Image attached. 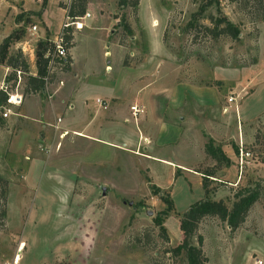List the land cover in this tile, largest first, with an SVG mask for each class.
Here are the masks:
<instances>
[{"label":"rangeland","instance_id":"obj_1","mask_svg":"<svg viewBox=\"0 0 264 264\" xmlns=\"http://www.w3.org/2000/svg\"><path fill=\"white\" fill-rule=\"evenodd\" d=\"M90 1L102 12L111 11L116 21L89 11L75 39L79 76L65 100L73 106L55 114L61 116L60 124L78 128L97 110L94 124L111 127L98 138L69 129L62 134L53 127L48 139L36 141L42 155L26 171L34 150L21 148L23 157L2 149L14 128L8 118L18 109L12 107L5 119L0 115V176L7 180L0 264H184L183 251L169 250L182 236L180 213L202 197L220 198L230 207L233 193L255 182L260 196L237 227L205 215L195 232L202 237L204 264H251L254 257L264 258V0H243V6L241 0H138L134 6ZM59 2L68 0H0V41L9 38L6 54L26 63L34 56L35 64L38 40L51 38L62 21ZM218 16L237 25L236 38L211 37L197 25H211ZM32 23L35 34L28 29ZM27 69L31 71L28 63ZM2 71L5 65L0 81ZM159 87L178 90L181 109H170L163 94L154 95L148 118L140 100ZM56 91L50 97L46 91H24V97L38 95L46 101ZM160 101L165 106L155 112L163 113L176 131L167 132L166 145L155 149L171 165L132 152L119 137L136 139L142 130L147 139L143 127L153 124V108ZM132 104L140 107L134 115ZM110 114L103 123L101 118ZM42 130L35 132L37 138ZM208 137L230 154L228 164L204 152ZM145 138L133 150L144 152ZM203 172L210 174L207 192L200 183ZM156 216L164 232L155 224ZM190 241L196 243L195 235Z\"/></svg>","mask_w":264,"mask_h":264},{"label":"crops","instance_id":"obj_2","mask_svg":"<svg viewBox=\"0 0 264 264\" xmlns=\"http://www.w3.org/2000/svg\"><path fill=\"white\" fill-rule=\"evenodd\" d=\"M140 3V2H139ZM140 5V4H139ZM62 11V14H65V10L64 8L60 7ZM86 11L88 12L87 16H84L81 21V25L79 27H75L73 29V33H72V45L70 46L69 49V55H70V64L68 69L62 74V78H63V84L61 86H59L57 88L58 93H56L54 95L53 99H48L46 101H42L41 98L38 95H32V96H23V100L21 102V104H19V106H16L18 111H16L17 114H14L13 116H9L8 118V125L11 127H14L13 130L10 131V133H8V136L3 140V144H2V149L3 151L8 152L9 154H11L12 156H23L24 157V152H20L22 151L21 148L23 147H28L31 150H34V154L29 156L27 158V161L25 162L26 164V171H29L30 168H34L36 165V161H39V158L42 154L39 152L40 151V146L41 144H36V141H38V139L42 138L43 139H48V137L50 136V132L52 131V128L55 127L56 129H61L62 130V134H65L67 131H65L66 129L69 130H73L75 134H78L79 136L85 137V138H98L97 135L102 134V129L108 127L110 128L111 126L109 125H102V123H98L97 125L94 124L92 116H98L97 113H95L94 110L91 114L90 117L87 121H85L83 123V125L81 127H72L69 124H60L61 121V116L55 114L56 112H58L59 109H64V108H69L72 107L73 104L70 103V101L66 104L65 100L67 101V99L70 100V96L71 93H73L75 91V85L76 82L74 83V78H78L79 76V72L78 70L75 68V63L76 61V55H75V50L74 48L76 47V43H75V39H76V34L79 33V31L86 26V22L85 20L90 17L92 12L96 17H105L108 18V20L111 18L114 21H116V16L112 17L113 15L109 14V12L111 11H105L102 12L100 11V9L97 8V6H94L93 3L90 0H87V5H86ZM90 11V12H89ZM52 33V31H49ZM115 42V41H114ZM116 43V42H115ZM117 44V43H116ZM119 45V44H118ZM106 51V50H105ZM103 51V53L105 52ZM30 62V63H29ZM32 62V63H31ZM28 66L31 69V73L35 72V64H34V56L30 57L28 60ZM4 65L0 64V67L3 68ZM107 68V66H106ZM4 74V71H2V76ZM172 80V79H171ZM173 85L176 86L177 88H179V86L174 84V80H173ZM56 91V92H57ZM167 89L162 87V88H157V89H153V93L151 94H145V96H142V99L140 100L141 103L145 106V113L148 114H144L143 119L146 120V116L148 118H150V114H149V110L147 108V105H150V107H154V104H152L151 101H149V99H151L152 96L156 95L159 96V94H163L161 96L162 99H168L167 103L169 104V108L170 109H174V108H178V110H180L181 108H179L181 106V100H179L177 98V95H180L178 90H175L173 92V90L169 91L167 93ZM182 96V95H180ZM216 95L214 96V100L213 102L216 100ZM97 98V97H95ZM94 98V102L96 103V107H100L97 102L95 101ZM183 99V98H182ZM64 106H62L63 104ZM145 103V104H144ZM157 104V103H156ZM69 107H68V106ZM165 105L163 104L162 101L159 102V105H157V107L153 108V112L156 113L155 111L158 108H163ZM14 107V108H16ZM55 114V115H54ZM163 113L160 112L159 116L156 113V115H154L153 117V124L151 126L147 127H143V133L146 131V137L147 139L144 137V135L142 134V130L137 132V137L136 139L131 137L130 135H124V136H119L122 139V144H127L129 147H131L132 149L129 148V150H131L134 153H137L138 155H142L146 158L149 159H161L163 161H166L167 163H172V161L170 159L167 158H163L160 157L159 154L156 152V147H160L162 144L166 145V139L168 138V133L167 132H174L176 131L175 128H172L170 126L171 123L167 124L168 122H165L164 119L162 118ZM55 116V117H54ZM57 117H59V119L57 120ZM179 118H183V115L179 112L178 116ZM4 119L6 117H3ZM111 114L110 116L108 115H104L101 118V121L103 123H107V120L110 121ZM39 128H42V131H38V138L35 135V132L37 130H39ZM150 129V130H149ZM179 129L180 126H179ZM178 129V130H179ZM56 131V130H55ZM210 135V134H209ZM109 136L112 137V131L109 132ZM113 138V137H112ZM146 139L144 140L145 142H147L146 144H143V150L144 152H139L138 150H133L134 148H136V146H139L141 144V139ZM155 139H157L155 141ZM55 141L57 142V140H54L53 142L49 141V146H51L52 143H55ZM158 141V142H157ZM109 143H114V142H109ZM190 147V145H188ZM164 148V147H163ZM227 153V154H226ZM225 154L230 156V154H228V152H226ZM23 154V155H22ZM229 158V157H228ZM179 161L175 162L174 164L177 165ZM198 171L193 170V173H197ZM177 225H178V219H177ZM178 231L181 235V230L178 227ZM17 254L14 255L13 259H16ZM262 257V255H261ZM262 260L264 262V258L262 257ZM251 264L253 263V259L251 261ZM263 264V263H262Z\"/></svg>","mask_w":264,"mask_h":264},{"label":"trees","instance_id":"obj_3","mask_svg":"<svg viewBox=\"0 0 264 264\" xmlns=\"http://www.w3.org/2000/svg\"><path fill=\"white\" fill-rule=\"evenodd\" d=\"M45 2V0H42ZM261 2V0H257ZM119 5H136L138 0H117ZM245 1L241 0V6H243ZM58 5L65 10V15L73 18L78 15H82L86 11L87 0H68L66 3L59 2ZM261 17L264 18V13L261 14ZM124 21V20H123ZM124 27L129 31V25L127 22H123ZM197 25L209 36L215 37L219 34H226L231 38H236L238 34V27L236 24L226 19L224 16H218L212 19V24L207 25L203 23H197ZM70 27H67L65 36L71 37ZM7 36L3 37L0 41V63L5 62V66L10 68L9 72L4 75V79L8 80L14 77V68H20L23 71V92L30 91L36 92L41 91L43 86V74L45 72V61L42 57V52L45 40H38L36 47V58L35 65L36 71L34 74L28 72L27 63L23 58H19V62H16V56L14 54H6V47L8 44ZM72 42L70 43V46ZM70 58V57H69ZM254 62V61H251ZM68 69V66H67ZM5 101V93L0 89V105ZM203 150L205 153L210 155L213 158H216L218 161H221L225 164L229 163L228 156L223 152L220 145L213 144L212 139H208L203 144ZM206 175H210L207 172H203L200 183L205 192L206 189ZM6 188L7 180L0 176V227H3L4 221L3 217L5 215V201H6ZM234 200L232 201L230 207H227L224 202L218 198H208L202 197L188 204L185 210H183L178 217V227L181 230V239L178 243L171 246L169 250L173 254H178L180 251H183L184 264H204L206 261V256L204 255L201 244L202 237L199 233H196L198 222L205 215H216L221 220L225 221L230 229L237 227L243 220L246 215V212L250 205L260 196V185L258 182H255L253 185H246L242 188H238L234 193ZM168 205L170 206V198H166ZM155 224L158 225L160 231H165V227L160 222V217L156 216ZM159 223V224H158ZM195 235L196 243H192L190 238ZM164 237H167L164 233Z\"/></svg>","mask_w":264,"mask_h":264},{"label":"built area","instance_id":"obj_4","mask_svg":"<svg viewBox=\"0 0 264 264\" xmlns=\"http://www.w3.org/2000/svg\"><path fill=\"white\" fill-rule=\"evenodd\" d=\"M88 12L85 11L82 15L75 16L70 18L63 15L62 21L59 25L58 30L56 33L53 34L51 38H42L45 40L46 46L43 48L42 57L45 61V72L42 76L43 78V86L41 91L47 92V97H50L55 89L63 84L62 75L66 70L67 66L69 67L70 64V43L72 42L71 37H66L65 33L67 31V27H70V34L73 33V29L75 27H79L82 23L81 19L84 16H87ZM28 29L30 30L31 34L36 33L37 26L35 23H32ZM10 68L5 66V73L4 75L9 72ZM14 77L8 80L4 78L0 81V89H2L5 93V101L3 104L0 105V115L2 117H6L12 111V107L18 106L21 104L24 96L23 92V71L20 68H14ZM28 72H30L28 70ZM31 73V72H30ZM35 73V72H34ZM32 73V74H34ZM3 75V77H4ZM55 83V89L49 90L50 85ZM232 96L228 97V100H232ZM97 99V98H96ZM99 100V99H97ZM100 102V101H99ZM130 112L134 115L136 112L140 111V107L137 104L130 105ZM59 117H57V120ZM241 152V147L239 148ZM254 264H261L262 259L259 257L253 258Z\"/></svg>","mask_w":264,"mask_h":264}]
</instances>
